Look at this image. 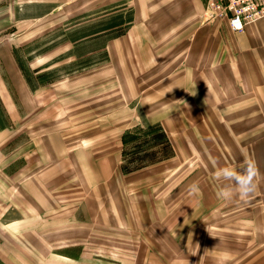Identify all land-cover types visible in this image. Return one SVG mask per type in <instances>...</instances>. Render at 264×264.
<instances>
[{"label":"rangeland","instance_id":"374dc122","mask_svg":"<svg viewBox=\"0 0 264 264\" xmlns=\"http://www.w3.org/2000/svg\"><path fill=\"white\" fill-rule=\"evenodd\" d=\"M103 28L114 27H89L90 32ZM76 29L81 27H59L57 46L70 34L80 37ZM110 38L93 40L84 49L69 51L67 46L57 57L42 56L35 66L32 57L21 59L26 84L41 100L35 124L42 127L37 136H27L32 129L18 136L23 122L9 117L10 137L0 144V264H256L260 254L264 264V89L229 93L250 101L247 156L213 145L178 149L182 146L176 139L181 141L182 135L208 143L216 117L211 106L202 112L199 130L194 123L188 130L189 122L184 130L169 131L176 149H165L164 135L150 128L160 122L136 120L134 113L137 107L142 111L141 101L154 103L155 96L170 90L152 88L159 84V75L148 80L151 88L136 90L130 75L122 74L117 88L102 50ZM98 70L103 81L95 80ZM231 108L232 125L239 129L240 110ZM115 112L123 119L119 125L113 122ZM48 124L56 128L40 130ZM64 146L73 147L67 156L78 171L76 177L83 176L78 168L87 162L104 174L100 185L89 187L99 192L94 195L99 201L83 190L64 208L63 186L55 184L64 170H53L65 160L66 155L58 159L57 152ZM246 160L257 170L255 192L243 201L224 198L225 182L215 175L218 166L241 167ZM136 184L137 200L130 201Z\"/></svg>","mask_w":264,"mask_h":264},{"label":"crops","instance_id":"0c3cea01","mask_svg":"<svg viewBox=\"0 0 264 264\" xmlns=\"http://www.w3.org/2000/svg\"><path fill=\"white\" fill-rule=\"evenodd\" d=\"M207 5L208 0H0L1 146L10 137L9 117L12 119L15 115L16 122L20 125L23 122L20 130L23 133L18 136H26V129L33 130L27 136H37L40 134L38 129L42 127L35 124L41 112V100L26 84L21 59L32 57V65H39L42 56L54 58L67 46H70L69 51L75 46L84 49L93 40L101 41L109 36L110 42L102 50L107 52L111 62L112 72L107 70V74L116 75L117 88H121L119 75L122 74L130 75L136 90L151 88L148 80L159 75V84L152 88L170 90L155 96L154 103L141 101L142 111L137 107L134 113L136 120L160 122L151 124L150 128L159 129L164 135V147L168 146L165 149H176L169 131L184 130L189 122L191 126L187 128L190 130L192 123H199L202 112L210 110L208 106H211L216 117H212L214 134L209 136L208 143L201 145L194 136L182 135L181 141L176 139L182 146L178 149H207L213 145L214 149H234L247 156L244 149H249L247 122L250 101L246 97L231 98L229 93L264 89V19L247 26L242 32H235L227 20L208 21ZM72 26L81 27L80 31L75 30V34L81 36L74 38L70 34V38L65 37L57 46V29ZM90 26L114 28L90 32ZM116 30H120L118 36L112 37ZM95 36L100 38L94 39ZM100 74L98 70L95 78L98 82L103 81ZM219 91L229 92L221 94ZM134 99L137 105V98ZM149 106L155 107L149 109ZM232 106L240 110L236 114V120L241 123L239 129L233 127L234 117L228 112ZM116 113L111 115L113 122L119 125L123 119L120 115L115 117ZM195 126L200 129L198 124ZM60 127L62 124L57 125ZM54 128L56 125L48 124L40 130L49 132ZM63 149L57 151L58 159L66 155L65 160L53 170H64L63 177L55 182L63 186L64 208H67V202L72 204L74 195L82 194L83 190L99 201L96 199L98 196H94L99 192L90 188L100 185L105 180L104 174L96 172V166L87 162V166L83 163L78 168L83 176L76 177L78 171L74 172L73 163L67 156L73 147L64 146ZM46 150L40 148L44 153ZM260 161L263 162L259 155ZM42 164L48 165L51 161L43 160ZM121 186L118 185V191ZM138 191L140 188L136 184L130 201L137 200ZM258 256L256 264H261L262 255Z\"/></svg>","mask_w":264,"mask_h":264},{"label":"built area","instance_id":"2783aa9c","mask_svg":"<svg viewBox=\"0 0 264 264\" xmlns=\"http://www.w3.org/2000/svg\"><path fill=\"white\" fill-rule=\"evenodd\" d=\"M207 20H227L231 29L242 32L264 19V0H208Z\"/></svg>","mask_w":264,"mask_h":264},{"label":"clouds","instance_id":"9594fccd","mask_svg":"<svg viewBox=\"0 0 264 264\" xmlns=\"http://www.w3.org/2000/svg\"><path fill=\"white\" fill-rule=\"evenodd\" d=\"M241 164V167L232 164L218 166L215 175L225 182L221 189L224 198L232 199L238 196L243 201L255 192L254 178L257 173L255 164L251 160L242 161Z\"/></svg>","mask_w":264,"mask_h":264}]
</instances>
